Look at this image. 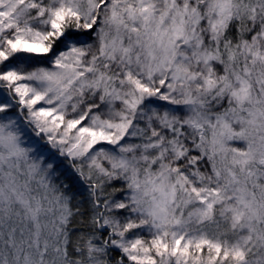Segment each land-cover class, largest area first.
Segmentation results:
<instances>
[{
    "label": "snow or ice",
    "instance_id": "snow-or-ice-1",
    "mask_svg": "<svg viewBox=\"0 0 264 264\" xmlns=\"http://www.w3.org/2000/svg\"><path fill=\"white\" fill-rule=\"evenodd\" d=\"M0 264H264V0H0Z\"/></svg>",
    "mask_w": 264,
    "mask_h": 264
}]
</instances>
